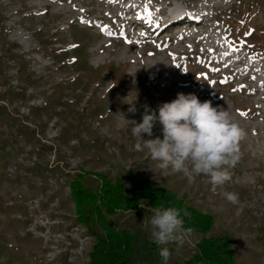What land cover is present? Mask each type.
Segmentation results:
<instances>
[{"label":"rangeland","instance_id":"374dc122","mask_svg":"<svg viewBox=\"0 0 264 264\" xmlns=\"http://www.w3.org/2000/svg\"><path fill=\"white\" fill-rule=\"evenodd\" d=\"M0 2L9 39L38 82L27 105L7 102L26 117L1 118L0 144L23 123L45 144L26 135L0 158V264H89L94 237L77 223L68 188L80 171L93 190L94 174L103 173L132 194L127 171L168 188L212 216L206 236L228 237L237 264H264V0ZM181 92L224 106L244 130L230 178L214 191L202 174H162L135 148L127 120L142 122L145 106L158 113ZM153 133L163 138L158 123ZM153 214L142 202L108 217L133 235L129 264H163L150 235ZM200 239L191 230L178 250L168 245L169 264L190 259Z\"/></svg>","mask_w":264,"mask_h":264},{"label":"trees","instance_id":"16d2710c","mask_svg":"<svg viewBox=\"0 0 264 264\" xmlns=\"http://www.w3.org/2000/svg\"><path fill=\"white\" fill-rule=\"evenodd\" d=\"M4 8L3 2H0V121H4L2 117H11L16 121L21 118L23 122L25 114L19 113L16 108H9L7 102L18 100L27 105V99L31 97L28 89H34L38 82L33 72L27 71L23 55L15 50L16 43L9 39L10 31L2 23L5 19ZM10 70L13 72L10 73ZM31 109L34 110V107ZM26 135L32 136L35 143L40 144L36 128L26 123L20 124L5 141H1L0 158H6L10 153L12 155L19 139ZM126 174L132 185V194L125 192L122 180H112L103 173L94 174L100 180L96 190L83 183L85 172L74 174L68 181L76 221L85 226L87 232L94 237L89 264H129L134 252L133 235L126 229L115 228L108 217L114 216L118 211L135 210L142 202L151 208L175 207L180 210L183 228H190L201 234V239L196 244L198 252L181 264H237L228 237L206 236L214 222L210 214L184 205L182 199L164 186H153L148 180L137 178L130 171ZM27 181L36 183L33 179Z\"/></svg>","mask_w":264,"mask_h":264},{"label":"clouds","instance_id":"9594fccd","mask_svg":"<svg viewBox=\"0 0 264 264\" xmlns=\"http://www.w3.org/2000/svg\"><path fill=\"white\" fill-rule=\"evenodd\" d=\"M129 105L128 112L134 115L137 112L135 103ZM127 121L132 123L136 150L146 149L150 158L158 161L156 166L162 174L169 169L186 175L202 174L209 178L213 191L229 180L228 166L238 161V144L245 135L227 108L213 106L211 100L201 101L194 93H178L174 100L160 104L158 113L145 106L142 122ZM157 123L161 126L162 139L159 136L151 138ZM144 134L149 139H144ZM225 195L229 202H238L237 194ZM153 213L151 239L158 246L163 264H169L172 252L168 245L175 243L178 250L184 242L183 236L191 229L183 228L180 210L175 207H154Z\"/></svg>","mask_w":264,"mask_h":264},{"label":"bare ground","instance_id":"6f19581e","mask_svg":"<svg viewBox=\"0 0 264 264\" xmlns=\"http://www.w3.org/2000/svg\"><path fill=\"white\" fill-rule=\"evenodd\" d=\"M135 9H136V8L133 7V8H130V9H128V10H129V12H130V11L135 10ZM173 10H174L176 13H179L177 7L173 8ZM169 17H170V18L173 17V13H172V12H170ZM212 52H214V50H212ZM223 53H224V51H223ZM231 56H232V55H231Z\"/></svg>","mask_w":264,"mask_h":264},{"label":"snow or ice","instance_id":"6c2138e0","mask_svg":"<svg viewBox=\"0 0 264 264\" xmlns=\"http://www.w3.org/2000/svg\"><path fill=\"white\" fill-rule=\"evenodd\" d=\"M82 22H83V21H82ZM104 30H106V28H105ZM107 34H108V35H112V33H111V32H108ZM240 114H241V115H246V113H243V112H242V113H240Z\"/></svg>","mask_w":264,"mask_h":264}]
</instances>
